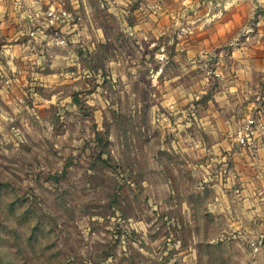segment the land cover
<instances>
[{
	"label": "rangeland",
	"instance_id": "1",
	"mask_svg": "<svg viewBox=\"0 0 264 264\" xmlns=\"http://www.w3.org/2000/svg\"><path fill=\"white\" fill-rule=\"evenodd\" d=\"M241 11L0 0V264H264L231 202L263 124Z\"/></svg>",
	"mask_w": 264,
	"mask_h": 264
},
{
	"label": "crops",
	"instance_id": "2",
	"mask_svg": "<svg viewBox=\"0 0 264 264\" xmlns=\"http://www.w3.org/2000/svg\"><path fill=\"white\" fill-rule=\"evenodd\" d=\"M231 3L237 2L238 6L242 7L241 16L254 18L256 22L254 29L258 38L261 40V47L264 48V0H230ZM241 4V5H239ZM246 61H250L247 59ZM253 65L262 67L264 70V54L262 57H254L251 59ZM261 95V109L258 110L263 119L257 129L254 132V144L255 151L251 152H234V177L238 184L235 185L233 191L242 194L238 199H231L232 205L235 206V210H245L247 222L252 225V220H263V224L260 227L264 233V86L260 91ZM252 103L251 106L254 105ZM237 187V188H236ZM239 217L238 213H236ZM236 223H239L236 220ZM248 225V224H246ZM240 226H236L238 230Z\"/></svg>",
	"mask_w": 264,
	"mask_h": 264
}]
</instances>
